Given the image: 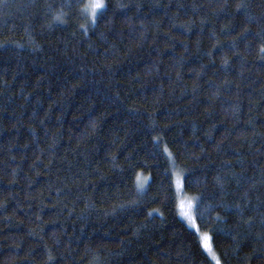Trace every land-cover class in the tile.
<instances>
[{"label": "trees", "instance_id": "obj_1", "mask_svg": "<svg viewBox=\"0 0 264 264\" xmlns=\"http://www.w3.org/2000/svg\"><path fill=\"white\" fill-rule=\"evenodd\" d=\"M91 2L0 0V264H264V0Z\"/></svg>", "mask_w": 264, "mask_h": 264}, {"label": "snow or ice", "instance_id": "obj_2", "mask_svg": "<svg viewBox=\"0 0 264 264\" xmlns=\"http://www.w3.org/2000/svg\"><path fill=\"white\" fill-rule=\"evenodd\" d=\"M103 0H92V2L89 5H86V9L89 10L90 15L93 19H95L96 13L98 9H102L104 7ZM238 7H240L238 5ZM264 51V48L261 49ZM167 151V149H165ZM139 179V177H138ZM142 186V184H141ZM177 186H180L179 180L177 181ZM193 200H189L187 202L181 201L180 203V214L184 216L189 222L193 223L194 226V217L191 213V209L193 207ZM201 243L205 250H207L210 254H212V259L216 261V264H220L219 259L216 257V255L212 252V245H211V236L209 233H204L201 236Z\"/></svg>", "mask_w": 264, "mask_h": 264}, {"label": "rangeland", "instance_id": "obj_3", "mask_svg": "<svg viewBox=\"0 0 264 264\" xmlns=\"http://www.w3.org/2000/svg\"><path fill=\"white\" fill-rule=\"evenodd\" d=\"M179 180V182H180V186L178 187L177 186V181ZM181 184H182V181H181V176L178 174V173H175V185H176V187H177V191H178V200H177V203H178V209H179V212L181 211V209H180V203H181V201H184V202H187V201H189V200H193V198L192 197H190V196H187L186 194H184V192H183V190H182V186H181ZM194 201V200H193ZM191 213H192V215H193V217H194V203H193V207H192V209H191ZM181 216V215H180ZM182 218H184L185 220H186V222L188 223V224H190L191 226H193V223H191V222H189L184 216H181ZM193 227H195V222H194V226ZM195 229V228H194ZM205 232H199V238H201V236L204 234ZM201 240V239H200ZM204 248V247H203ZM207 251V250H206ZM208 253V252H207Z\"/></svg>", "mask_w": 264, "mask_h": 264}]
</instances>
